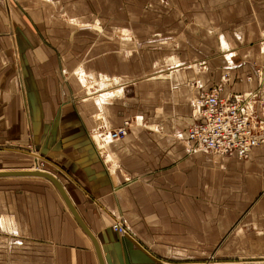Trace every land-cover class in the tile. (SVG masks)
<instances>
[{
    "label": "crops",
    "instance_id": "obj_1",
    "mask_svg": "<svg viewBox=\"0 0 264 264\" xmlns=\"http://www.w3.org/2000/svg\"><path fill=\"white\" fill-rule=\"evenodd\" d=\"M83 1L0 0V153L8 152L0 171L47 164L97 238L105 264H264V143L239 159L193 148L188 139L195 97L218 84L222 96L260 86L264 2L162 0L167 15L157 11L147 21L149 0H121L120 12L116 0ZM90 3L104 10L99 21L107 34L78 55L65 44L75 24L83 31L95 26L92 18L75 22ZM145 27L153 35L160 27L178 28L160 34L173 43L178 38V46L150 48L148 66V59L121 48ZM85 60L94 74L132 80L118 98H95L83 110L67 95L80 86L76 70L94 77ZM70 71L77 79L65 81ZM128 118V134L107 138L103 155L89 130L117 128ZM259 120L264 123V109ZM29 146L42 156H33L36 167L23 149ZM118 219L123 234L112 227ZM0 220L11 228L0 230L7 238L0 264H100L92 240L47 178L0 177Z\"/></svg>",
    "mask_w": 264,
    "mask_h": 264
},
{
    "label": "built area",
    "instance_id": "obj_2",
    "mask_svg": "<svg viewBox=\"0 0 264 264\" xmlns=\"http://www.w3.org/2000/svg\"><path fill=\"white\" fill-rule=\"evenodd\" d=\"M258 67L256 76L260 86L252 92L222 96L223 84L213 86L201 93L193 102L195 121L189 126L188 139L193 148L225 156L236 154L246 159L253 149L264 143V128L260 126L259 113L264 109V70ZM248 79H251L249 76ZM131 121L126 120L118 129L105 130L101 140H118L125 137ZM113 229L125 233L126 228L119 219Z\"/></svg>",
    "mask_w": 264,
    "mask_h": 264
},
{
    "label": "rangeland",
    "instance_id": "obj_3",
    "mask_svg": "<svg viewBox=\"0 0 264 264\" xmlns=\"http://www.w3.org/2000/svg\"><path fill=\"white\" fill-rule=\"evenodd\" d=\"M98 1V0H97ZM257 2L258 3H262V2H264V0H257ZM116 4H114L113 3V5L115 6H117V8H118V11L120 12V6H122L121 5V3H122V1L121 0H116V2H115ZM144 3H146L145 4V10L143 11V13H144V19L145 20H147V21H149V20H151L152 19V17L153 16H156L158 13H157V11L160 13V15H167V13H168V9H169V7H168V4H167V2L166 1H159V0H149L148 2H144ZM83 4H85V5H88L89 3H88V0H84L83 1ZM91 4V3H90ZM93 4H91V6H90V9H84V11H82L81 12V14H80V16H79V19H77L75 22L76 23H78V21H81V19H84V18H92L94 21H93V23H95V26L94 27H89L88 29L86 28V31H83V27H80L79 28V25H77V24H75V26H72L71 28V37H72V39L70 40V42L69 43H67V44H65V47H66V50L68 49L69 51L71 50V49H75L76 51H78L79 53H77L78 55H80V54H82L83 52H86V50H88L90 47H92L91 45L93 44V40L95 39V40H98V39H101V38H104L105 37V34H107V32L105 33L104 32V27H102V25L100 24V19H101V15H102V11L104 12V10L101 8V7H97V5H95V11H94V8H93V6H92ZM103 7V6H102ZM88 8V7H87ZM98 8H99V10H98ZM101 10V11H100ZM154 10V11H153ZM86 13H89V14H87L86 15ZM258 14H260V13H258ZM120 15V14H119ZM261 15H262V13H261ZM182 17V16H181ZM188 18H189V16H188ZM191 19V18H190ZM46 20V19H45ZM68 21V20H67ZM189 22H190V20H189ZM189 22H186V23H189ZM193 22V19H191V23ZM81 23V22H80ZM73 25H74V23H72ZM79 24V23H78ZM145 28H147V29H145ZM145 28H139V31H140V33H137V32H134V33H132L133 35H132V37L135 39V41L134 42H132V43H129V44H131V45H129V46H124L123 45V47H121V48H123L122 50L124 51V54H126L127 52L128 53H130V57H131V55L133 56V54L134 55H136L137 57H142V61L144 60V61H147L146 59H148V61H147V63H146V65L148 66L149 64H151V59H149L151 56H152V51H150V52H148L149 51V49L150 48H155V49H159V47H160V49H161V47H163L166 51H172V50H174V48H176L178 45V38H174V39H176V42H169L170 40H169V38L168 37H166L165 35H163V36H161L160 34H166V35H168V33H167V28L168 27H160L159 28V31H160V33H159V31L158 30H156V33L153 35V33H152V27L150 28H148V27H145ZM174 29H178V28H175V27H170V28H168V30H171L172 31V34H173V31H174ZM90 31V32H89ZM106 31H108V34L111 32V35H114L115 34V32H114V28H113V30H111V29H108V30H106ZM162 31V32H161ZM18 34V33H17ZM76 34L78 35L76 38H75V36H76ZM117 34H119L118 32H117ZM182 34L183 33H178L175 37H183L182 36ZM263 36H264V34H263ZM95 37V38H94ZM74 39H76V41H75V43H74ZM191 39V38H190ZM79 40V41H78ZM136 40H138V41H136ZM191 41L193 42V44L195 45V46H202V45H200L199 44V42H197L196 40H194V39H191ZM136 42V43H135ZM171 44V47H172V49H169L168 50V47H169V45ZM53 46H56L55 44H53V43H51ZM180 44H183V42L182 43H180ZM262 44H264V38H263V40L260 42V47L261 48H264V45L262 46ZM118 45V44H117ZM119 46V45H118ZM142 46V47H141ZM60 47H61V45H60ZM138 47H141L140 49H141V51H137V50H135V51H133L134 49H137ZM128 48V49H127ZM192 49V48H191ZM225 50V49H224ZM133 51V52H132ZM191 51V50H190ZM229 50H227V52H228ZM132 52V53H131ZM231 52V51H230ZM262 52H263V49H262ZM80 59H79V61L80 62H82L81 61V57H79ZM144 58V59H143ZM86 61V65H87V63L89 62V60H85ZM114 61V63H113V67H116L115 66V62H117V61H119V56L118 55H115V59L113 60ZM133 61H137V59L135 60V59H133ZM168 62H171V61H169V59L167 58V57H165L164 58V60H163V63H162V65L163 66H167V63ZM89 64V63H88ZM152 65V64H151ZM79 66V65H78ZM100 66L102 67V64H100ZM75 68H77V66H74ZM259 67H261V68H263V70H264V64H262L261 66H259ZM88 69L89 70H91V72L93 73L94 72V70L93 69H90V66L89 65H87V67H86V72H89L88 71ZM70 70H72V69H70ZM263 70H262V72H263ZM81 70H76L75 71V74L77 75V76H79L80 77V79H81V83H80V81H79V83H80V86H77V83H76V92L73 94L72 92L70 93V94H68L67 95V99H68V101L70 102V103H72L73 101H75V102H79V103H82V105L80 106L83 110H86V109H88L92 104H93V102L95 101V98H97L98 99V95L101 93V92H104L103 90H106L107 88H109V89H113L114 87L116 88V87H123V88H125V86L126 85H128L127 83L129 82V80H132V79H130V77H126V76H119V75H116V74H113V75H107V76H105L104 74H102L103 76H100V75H98V74H92V75H94V77L92 76V77H90V76H87V81L89 80V82L93 85V86H96V88L95 87H93L92 89H91V86L90 85H87L86 84V80H85V75L83 74L84 72L83 71H81ZM71 72V71H70ZM70 72H68L67 73V79H65V81L66 80H69V82H71V80L73 79V77H75L76 79H77V76L73 73V71L70 73ZM88 75V74H87ZM83 76V77H82ZM105 76V79H103V77ZM90 77V78H89ZM102 77V78H101ZM83 78V79H82ZM226 78H228V76L226 75ZM97 82H96V81ZM101 83H105V85H102L103 86V88H100V86H101ZM72 84V83H71ZM70 86V85H69ZM98 87V88H97ZM103 89V90H98V89ZM126 89V88H125ZM121 94V93H120ZM120 95H115V96H113V97H111V98H109V99H107V101L108 100H111V99H113V98H118ZM198 97V96H197ZM197 97H195L194 99H193V102H194V100L197 98ZM106 102V101H105ZM126 120H130L131 121V119L130 118H128V119H126ZM126 120H124V122L126 121ZM124 122H123V124H124ZM123 124L120 126V127H122L123 126ZM260 126H262L261 124H259ZM120 127H117V128H113V129H118V128H120ZM101 127H96V128H93V129H90L89 130V133H90V135L92 136V138H93V140L95 141V144L97 145V148H100V145H101V142H100V140L99 139H101L100 137H99V135L100 136H102L103 137V134L104 133H106V131L105 130H102V129H100ZM99 130V131H98ZM106 138V136L103 138V143H102V145H104V147H105V150H106V140H107V138ZM124 137H122V138H120V139H118V140H121V139H123ZM108 147V146H107ZM23 149L24 150H32L31 152H33V150H34V147L33 146H29V148H27V147H23ZM100 150V149H99ZM35 151V150H34ZM27 152V151H26ZM29 153L31 156H32V158H31V165L32 166H34V167H36V164H34V158H33V154H34V152H33V154L32 153ZM38 153V152H37ZM25 155V154H24ZM40 155V154H39ZM36 158H38V156H36ZM7 159H8V152H4V153H0V167H7L6 165L8 164V161H7ZM47 168H48V165L47 164H45L43 161L42 162H40L38 165H37V167H36V169H40V170H47ZM54 184V183H53ZM57 188V187H56ZM1 242H7V238H6V236H4V235H0V243Z\"/></svg>",
    "mask_w": 264,
    "mask_h": 264
},
{
    "label": "water",
    "instance_id": "obj_4",
    "mask_svg": "<svg viewBox=\"0 0 264 264\" xmlns=\"http://www.w3.org/2000/svg\"><path fill=\"white\" fill-rule=\"evenodd\" d=\"M31 153L33 154V152H31ZM33 155H35V154H33ZM38 158H42V156L39 155ZM12 175L41 176V177L47 178L50 181H52L54 183V185L57 187V189L60 192L61 196L63 197V200L66 203L68 209L71 211V213L75 217V219L78 222V224L80 225V227L84 230V232L92 240V242H93V244H94V246L96 248V251H97V254H98V258L100 260V264H105V260L103 258V254L101 252V248L99 246V242H98L97 238L95 237V235L93 234L91 229L87 226L85 221L82 219V217L79 214L77 208L75 207L73 201L71 200L69 194L67 193L65 187L63 186V184L61 183V181L59 180V178L55 174H53V173H51L49 171H46V170H38V169H34V170H5V171H0V177H2V176H12ZM9 225L10 224L8 223V226L6 227L4 225V222L2 220H0V227H1L0 230L6 231L8 229V231L10 232L11 228H10Z\"/></svg>",
    "mask_w": 264,
    "mask_h": 264
},
{
    "label": "bare ground",
    "instance_id": "obj_5",
    "mask_svg": "<svg viewBox=\"0 0 264 264\" xmlns=\"http://www.w3.org/2000/svg\"><path fill=\"white\" fill-rule=\"evenodd\" d=\"M63 18H65V19H67V16L66 15H64L63 16ZM170 42V41H169ZM222 45H223V47L226 49L227 48V44L223 41L222 42ZM263 49V48H262ZM82 71V70H81ZM80 71V72H81ZM83 77V76H82ZM83 79V78H82ZM85 80L87 81V77L85 76ZM97 82V81H96ZM86 84L87 85H90L91 86V89L93 88V87H95L96 88V86H93L90 82H89V80L86 82ZM102 85H105V83H101V86H100V88H103V86ZM98 88V87H97ZM98 89V90H103V89ZM123 88L122 87H114L113 89H107V90H104V92H101L97 97H98V100L99 101H105L106 99H109V98H111V97H113V96H115V95H119L120 93H123V90H122ZM97 100V101H98ZM98 101V102H99ZM100 119H101V117H100ZM261 125H263V128H264V123H261ZM102 128V127H101ZM99 131V130H98ZM106 139V138H105ZM100 140V142H101V145H100V151H101V153H103V155L106 153V150H105V147H104V145H102V143H103V141L101 140V139H99ZM93 141V140H92ZM109 143V142H108ZM36 156H39V153H36ZM37 159V158H36ZM111 160V159H110ZM36 162V161H35ZM113 165V164H112ZM40 170V169H39Z\"/></svg>",
    "mask_w": 264,
    "mask_h": 264
}]
</instances>
